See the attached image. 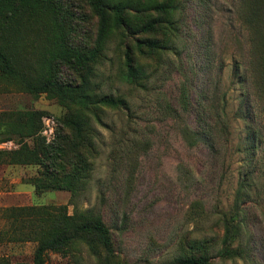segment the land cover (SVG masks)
Masks as SVG:
<instances>
[{
    "label": "rangeland",
    "instance_id": "374dc122",
    "mask_svg": "<svg viewBox=\"0 0 264 264\" xmlns=\"http://www.w3.org/2000/svg\"><path fill=\"white\" fill-rule=\"evenodd\" d=\"M121 1L127 23L117 26L109 14L92 80L95 92L127 105L87 111L91 168L75 190L42 184L44 166L31 157L38 143L53 144L67 131L61 119L71 109L0 72V264H34L38 239L53 220L77 211L101 215L110 227L112 264H181L199 255L194 243L201 239L211 246L210 264H264V89L247 98L256 75L249 71L248 84L243 75L250 47L264 43V26L255 33L246 21L250 0ZM167 1L175 8L165 14L151 8ZM63 4L69 16L59 24L50 3L10 11L0 23L2 43L18 60L43 67L67 49L62 33L79 48L99 47L101 16L86 0ZM154 18L152 31H140ZM146 37L164 48L141 52L137 42ZM128 48L147 66L137 83L127 80ZM62 73L80 80L65 66ZM243 110L253 111L249 122L236 117ZM32 125L40 127L35 134ZM250 129L257 134L252 150ZM186 130L197 135L194 145ZM242 177L243 229L233 246L246 256L223 257L220 218L233 208ZM92 242L97 251L75 240L48 252L46 264H107V253Z\"/></svg>",
    "mask_w": 264,
    "mask_h": 264
},
{
    "label": "trees",
    "instance_id": "16d2710c",
    "mask_svg": "<svg viewBox=\"0 0 264 264\" xmlns=\"http://www.w3.org/2000/svg\"><path fill=\"white\" fill-rule=\"evenodd\" d=\"M90 7L101 16L103 21V29L99 47L95 48H79L68 43L67 37L62 33L61 40L66 41L67 49L61 48L63 53H59L46 67L43 63H35L30 59L26 61L18 60L16 56L10 52L4 43L0 34V72L11 81L19 84L22 88L34 95L47 94L66 104L71 113L61 119L64 129L61 131L55 143L46 145L38 143V147L32 151V158L41 166H44V179L40 180L42 184L48 186L52 183V188H71L75 190L77 185L81 184L86 178L91 168L89 161L91 152L90 145L86 141V129L90 126V118L87 111L95 106L120 108L127 105L122 97H113L110 95H102L95 92L93 87L92 76L95 72L94 63L99 58L102 50L103 38L106 33V20L113 15L112 19L117 26L126 25V7L127 3L121 0H86ZM261 2L264 0H250L249 13L246 19L250 28L256 33L257 29L264 26V6ZM50 3L55 11V18L51 19L52 23L59 24L58 20L66 19L69 16V9L65 8L63 0H0V23L4 15L17 8H26L31 5ZM160 15L169 12L175 8L169 1L159 2L152 5ZM158 19V18H157ZM156 18L148 20L140 27V31H152L157 22ZM1 30V27H0ZM138 47L141 52H145V48L155 52V50L163 49V45L156 39L149 37L138 39ZM65 45V42H64ZM251 60L248 62L249 67L245 68L244 81L248 84L251 81V75L259 76L254 79L253 94L246 90L247 98L254 97L257 92L264 89V43L256 41L250 47ZM127 80L130 83H137L141 79L146 78L147 66L138 63L133 55V50L128 48L126 51ZM246 65V66H248ZM63 66L69 68L79 75V81L64 78L62 73ZM76 82V83H75ZM253 82V79H252ZM264 93V91H263ZM188 87L183 86L182 100L185 108L188 105ZM253 111L243 110L236 113L237 118L249 122ZM251 128V127H250ZM37 127L31 126L30 134L39 131ZM186 135L191 139V145H194L199 139L195 133L186 130ZM250 136L253 142L250 149H255L257 143V134L254 129H250ZM20 157L25 153L19 152ZM243 177L240 180L233 208L229 212H223L220 220L224 229L222 240V248L219 254L228 258H244L246 251L238 245L243 229ZM85 240L94 249L93 239L98 241L100 246L107 253V264H112L110 257L114 256V240L110 227L101 215L88 212L77 211L73 215L62 214L56 217L51 225L47 236L38 239V245L34 254V264H46L48 252H63L75 240ZM194 248L198 250L197 257L181 258V264H210L211 246L207 240L201 239L194 243ZM9 264V263H5Z\"/></svg>",
    "mask_w": 264,
    "mask_h": 264
}]
</instances>
